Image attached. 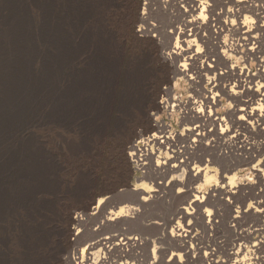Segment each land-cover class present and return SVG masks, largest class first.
I'll list each match as a JSON object with an SVG mask.
<instances>
[{
	"label": "rangeland",
	"instance_id": "rangeland-1",
	"mask_svg": "<svg viewBox=\"0 0 264 264\" xmlns=\"http://www.w3.org/2000/svg\"><path fill=\"white\" fill-rule=\"evenodd\" d=\"M146 2L148 25L165 27V36L140 31L147 27L143 0H0V264H81V248L110 236L116 243L138 240L105 245L102 264H207L204 249L198 257L188 258L186 251L198 244L229 250L242 233L263 227V216L251 211L264 201V175L253 170L257 160L246 165L250 155L241 144L186 150L192 118L183 103L213 74L193 83L175 73L184 58L171 65L162 52L176 41L166 36L181 17L176 2L164 10ZM224 2L225 10L235 9L233 0ZM244 4L252 24L264 15V0ZM205 34L196 40L201 52L213 39ZM256 62L249 58L246 65ZM26 100L24 118L8 119ZM156 123L166 127L169 144L150 142L160 130ZM139 142L150 155L146 166L139 156L144 152L131 154ZM165 153H181L174 161L189 164L176 173L160 169ZM206 165L217 176L210 186L194 180ZM223 184L232 195L211 190ZM197 189L202 207L193 201ZM142 195L151 197L143 202ZM122 207L130 208L107 219ZM181 207L189 212L185 220ZM206 209L219 214L212 230ZM178 222L192 230L188 249L171 236Z\"/></svg>",
	"mask_w": 264,
	"mask_h": 264
},
{
	"label": "bare ground",
	"instance_id": "bare-ground-1",
	"mask_svg": "<svg viewBox=\"0 0 264 264\" xmlns=\"http://www.w3.org/2000/svg\"><path fill=\"white\" fill-rule=\"evenodd\" d=\"M143 1L144 6L141 21L147 27H142L140 31L145 34L157 31L163 36L166 32L165 27H158L154 25L155 23L148 25V18L146 19L145 14L150 9V6L149 2L146 1L157 2L164 10L171 7L174 4L172 3L174 0ZM244 1L233 0L237 8L234 6L235 9L225 10L226 8H223L224 0H175V6L181 17L177 19L175 24H170L171 30L168 31L169 33L166 36L168 42L173 38H176V41L171 48L166 49L162 53L163 59L170 64L171 62L175 64V60L180 57L182 59L184 58V62L180 65H174V71L178 75L190 77L193 83L194 81L201 82L206 74H213V79L205 88L201 89L198 94L196 93L197 95L192 100L189 97L190 100H187V103H183V106L187 110L186 117L190 120L192 118V121H189L191 125L187 127L188 133L186 132V135L189 134L192 139L186 150H196L204 145L212 147L216 143V145H219L223 149H231L232 147H236L237 144H241L239 150L250 155V159L245 164L247 165L257 160L256 167H253V170L262 172L264 175V169H262L264 167V142L251 143L247 140V138H264V15L262 16V13L261 16L257 15L256 22L252 24V18L246 15L247 9ZM218 6L223 8V10L216 12ZM151 12H149V15H151ZM205 32L210 34L213 42L209 41V49L206 52H201L198 49L196 40L197 38L202 40L207 39ZM158 41H161V38ZM249 58H255L257 61L256 64L247 66L246 63ZM199 62L200 64H198ZM195 63L197 64L195 65ZM16 92H18L17 88L14 89L11 99L15 97ZM228 100L233 102L231 106ZM20 105L22 111L15 114L14 109L11 110L8 114V119L12 118L15 121L24 118V113L28 107L27 100L25 102L21 101ZM13 107H15L14 104ZM156 127L158 130L160 128L159 133L156 132L153 136L151 135L150 142L158 145V141L161 140L163 144H169L171 136L167 135L166 127L160 124H157ZM141 146L143 148L144 145L140 142L133 146L132 149L134 151L131 154L137 155V157L144 155L145 158H139L143 161L141 166H144L146 164L144 160L148 159L150 155L147 153L148 149H142L140 148ZM140 152H144V154L140 155ZM185 152L183 154L181 152L180 154L183 156ZM165 154L166 161L163 162L165 165L161 168L159 166L157 167L160 169L166 168L168 170L167 172H179L184 168L186 169V167L182 168L183 166L189 164L187 159L182 160V163L179 164L174 161L176 158L178 159L177 156H180V154ZM256 157L259 158L256 159ZM171 162L173 163L170 164ZM235 167L237 166L233 165L226 170H234L236 169ZM213 171L214 169L209 165H206L204 168H198L194 180H204V184H209L210 186L217 179L216 174H212ZM184 172V174L192 177L190 171L187 172L185 170ZM235 176L237 177L236 173ZM230 177L232 178V176ZM226 178L228 176L222 177V179ZM228 188L231 187H226L223 184L222 186L215 185L212 189H209L214 192L215 190L219 191L221 189L223 194L230 195L232 192ZM201 193L202 190L197 189L193 195V201L199 207L203 206V194ZM150 197L151 195H142L141 200L146 202ZM129 208L122 207L118 212L112 213V216L107 217V219L114 220L118 216L120 217L124 210L127 211ZM179 209L180 214H183L182 218L184 220L188 218V209L186 207ZM251 211L263 216V227L261 229H250L245 234L242 233L239 236L240 243L238 242V244L233 245L229 250L224 249L223 245H216V248L211 249L200 246L199 244L189 250L186 248L187 241L185 240L190 237L192 230L191 228L187 229L180 222L177 223L176 227L173 226L174 229L171 231V236L179 240V242L185 243L182 246H185L184 249H188L186 251L188 258L191 257V254L196 255V257L201 256L202 249H204L203 257L207 264H264V201H256ZM205 212L207 216V227L212 230L213 226L217 223L219 214L213 213L208 209ZM239 213L241 212L239 211ZM103 240L106 241L104 242ZM137 240L136 237H129L124 238L122 243H116V239L110 236L87 244L84 248H81L83 249L80 252L81 264H102L105 262L102 255L107 251L105 245L111 244L115 247L122 245L130 246L136 243ZM222 250L225 251V255L221 258L219 252ZM119 260L115 264L124 263ZM175 264H184V262L179 259L175 260Z\"/></svg>",
	"mask_w": 264,
	"mask_h": 264
}]
</instances>
